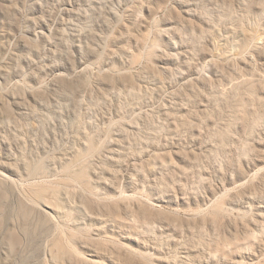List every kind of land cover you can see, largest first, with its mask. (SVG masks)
<instances>
[{"label": "rangeland", "instance_id": "374dc122", "mask_svg": "<svg viewBox=\"0 0 264 264\" xmlns=\"http://www.w3.org/2000/svg\"><path fill=\"white\" fill-rule=\"evenodd\" d=\"M1 175L0 264H264V0H0Z\"/></svg>", "mask_w": 264, "mask_h": 264}, {"label": "bare ground", "instance_id": "6f19581e", "mask_svg": "<svg viewBox=\"0 0 264 264\" xmlns=\"http://www.w3.org/2000/svg\"><path fill=\"white\" fill-rule=\"evenodd\" d=\"M246 45H247V43H246ZM245 47H247V46H245ZM129 90V89H128ZM128 90H127V92H128ZM131 90V89H130ZM131 92V91H130ZM132 93V92H131ZM128 94V93H127ZM133 94V93H132ZM135 94V93H134ZM133 94V95H134ZM84 143V142H83ZM89 145L87 144V146H86V148L88 147ZM91 148V147H90ZM90 148L88 147V149L90 150ZM122 149V148H121ZM95 150V149H94ZM86 152H87V150H86ZM90 152L88 151V154H89ZM87 153L85 154L86 156L88 155ZM84 155V156H85ZM91 159V158H90ZM88 160V159H87ZM0 180L1 181H7L8 180V178H6L5 176H0ZM18 183L16 184L15 183V186H16V188L18 189ZM40 190H42V189H40ZM18 191H19V193H20V195L21 196H23L22 198L25 200V201H27V202H34V199H33V197H32V195L31 194H29V190H27V189H23V188H19L18 189ZM57 207H60V205H57ZM58 228L61 230V232L63 233V235H64V239H63V243H62V246H61V249L62 250H64V251H67V252H72V253H74V254H77V255H79V254H81L79 251H78V249L72 244V242H71V240H72V238H71V234H69L66 230H65V228H63L62 226H58ZM73 241V240H72ZM88 255V256H87ZM86 256H82V257H79L80 258V260H81V262H83V264H99V262H100V259H99V257L95 254V253H90V254H87Z\"/></svg>", "mask_w": 264, "mask_h": 264}]
</instances>
